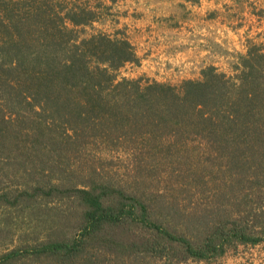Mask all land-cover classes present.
Returning <instances> with one entry per match:
<instances>
[{"label":"trees","instance_id":"obj_1","mask_svg":"<svg viewBox=\"0 0 264 264\" xmlns=\"http://www.w3.org/2000/svg\"><path fill=\"white\" fill-rule=\"evenodd\" d=\"M75 1L0 0V230L17 241L0 264H203L262 244L263 43L230 74L117 78L133 46L78 35L96 14Z\"/></svg>","mask_w":264,"mask_h":264},{"label":"rangeland","instance_id":"obj_2","mask_svg":"<svg viewBox=\"0 0 264 264\" xmlns=\"http://www.w3.org/2000/svg\"><path fill=\"white\" fill-rule=\"evenodd\" d=\"M87 1L96 18L83 32L76 28L78 35L104 31L126 37L134 48L137 60L117 69V78L177 84L199 78L208 66L230 74L237 53L246 50L247 40L264 45V0L75 2ZM25 232L28 235V229ZM15 243V236L11 240L0 230V254ZM13 264L40 263L19 258ZM203 264H264V242Z\"/></svg>","mask_w":264,"mask_h":264}]
</instances>
